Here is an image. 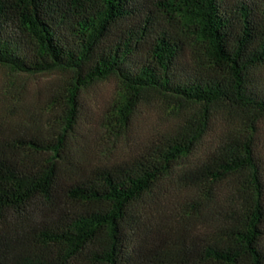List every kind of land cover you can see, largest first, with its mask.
I'll return each instance as SVG.
<instances>
[{"label":"trees","instance_id":"16d2710c","mask_svg":"<svg viewBox=\"0 0 264 264\" xmlns=\"http://www.w3.org/2000/svg\"><path fill=\"white\" fill-rule=\"evenodd\" d=\"M0 73V264H264V0H0Z\"/></svg>","mask_w":264,"mask_h":264},{"label":"rangeland","instance_id":"374dc122","mask_svg":"<svg viewBox=\"0 0 264 264\" xmlns=\"http://www.w3.org/2000/svg\"><path fill=\"white\" fill-rule=\"evenodd\" d=\"M0 80H1V73H0ZM111 88H112L111 83L102 84L95 87L94 95L97 96L96 98L97 103L102 102L109 97Z\"/></svg>","mask_w":264,"mask_h":264}]
</instances>
